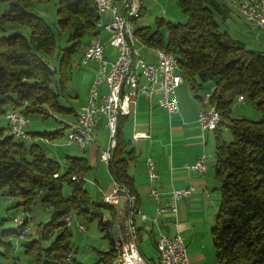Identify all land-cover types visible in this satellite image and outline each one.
<instances>
[{
	"label": "trees",
	"instance_id": "1",
	"mask_svg": "<svg viewBox=\"0 0 264 264\" xmlns=\"http://www.w3.org/2000/svg\"><path fill=\"white\" fill-rule=\"evenodd\" d=\"M45 1L0 0V115L7 111H19L27 119L33 114L76 115L69 106L66 82L74 53L80 51L84 37L97 30L94 0H56L54 32L35 11L36 4ZM178 5L186 20L165 23V39L158 31L146 28H135L134 32L148 46L178 57V73L196 95L205 85L214 87L210 102L220 116L214 130L219 202L211 228L216 262L264 264V53L245 48L241 39L219 30L220 23L236 11L229 0H178ZM56 34L63 35L68 47L61 49L64 52L57 55L58 67L54 68L46 56H52L57 46ZM238 96L262 109V118H232L231 109ZM198 97L200 100L201 95ZM123 118L118 119L116 144L107 167L137 205L133 180L126 170L132 156L125 151L121 137ZM69 126L41 136L62 137ZM225 129L232 134L228 142L221 136ZM64 159L62 171L60 163L40 144L16 138L0 128V191L17 199L23 212L38 209L48 217L34 224V235L26 232L22 236L27 237L23 243L27 264H81L72 231L65 225L67 215L77 216L83 224L97 222L108 246L92 264H111L116 255L112 234L127 215L126 202L119 208L118 200L114 204L91 200L84 184L71 180V175L85 176L88 172L86 158L67 155ZM102 218L106 219L105 226ZM9 220L1 219L0 225ZM22 220L0 231L1 256H11V239L20 236L30 218ZM142 230L135 227L138 240ZM8 264L18 263L12 258Z\"/></svg>",
	"mask_w": 264,
	"mask_h": 264
},
{
	"label": "crops",
	"instance_id": "2",
	"mask_svg": "<svg viewBox=\"0 0 264 264\" xmlns=\"http://www.w3.org/2000/svg\"><path fill=\"white\" fill-rule=\"evenodd\" d=\"M142 8L144 11L143 5ZM108 18L109 14L105 13L103 21ZM244 23L248 28L253 27L252 24L246 21ZM96 28L93 41L107 42L110 38L109 32ZM138 38L144 44V47L139 46L141 57L147 62L153 63L155 61V57L151 52L153 47L144 43L139 36ZM263 40L264 38L260 39L257 45L260 51L264 53V47L261 45ZM88 44L90 43H86V45L79 48L77 59L79 67L75 68L74 71L69 70L66 82L69 106L74 110V113L85 102L87 92L98 69V63L94 61L79 64L82 51ZM115 56L116 49L107 44L103 52L104 59L110 62L114 60ZM139 82L141 84L145 83L143 79H140ZM209 89L210 85H205L196 95L188 84L181 80L176 89L178 111L173 114H168L158 106V92L150 98L140 95L136 98L134 110L123 116L120 127L122 140L126 144H124L125 151L131 152L130 155L132 156L126 170L133 180V187L137 196L136 207L140 212L148 216L154 214L155 204L149 195L150 186L156 187L159 191L161 204L164 203L172 188L187 186L194 188L191 196L178 201L175 224L173 223L174 216L167 214L162 216L159 225L160 230L168 236H173L177 232L182 236L187 246L186 252L189 264L212 263L211 260L207 263L200 259H195L198 260L195 261L193 258L201 256V252L198 247L192 246V243H194L195 238H203L202 234L205 230L203 226H205V223L211 224L210 221L203 224V219L209 212L211 213L209 220L212 219L213 221L215 219L219 202L218 182L215 178V171H213V168L215 170V164L213 165V161H215V155L213 154L215 131L201 129L196 121L197 113L203 107L198 96ZM99 93H106V86L103 83L99 86ZM75 119L76 115L67 114L63 117L59 127L65 124L72 125ZM103 123L104 118L99 117L93 129L92 141L84 146L77 143L76 145H73V143L64 144L62 140L64 135L53 139L42 138L43 142L50 147L51 155L58 156L55 154L54 148L62 147L65 149L62 152L63 158L67 155L86 158L89 170L85 176L89 183L84 187L94 202H100L101 196L112 188V177L108 167L99 158L101 151L109 146L108 134ZM0 125L4 126L5 131L8 130L7 121L3 115H0ZM201 154L206 156L205 171L203 173L189 167ZM146 157H151L155 163L157 178L151 183L146 175ZM212 166L214 167L212 168ZM117 200L118 205L123 207L125 199L119 197ZM133 223L135 227H143L141 238L151 236V241L154 239L156 228L153 227L149 231L148 225L141 226L136 215L133 217Z\"/></svg>",
	"mask_w": 264,
	"mask_h": 264
},
{
	"label": "built area",
	"instance_id": "3",
	"mask_svg": "<svg viewBox=\"0 0 264 264\" xmlns=\"http://www.w3.org/2000/svg\"><path fill=\"white\" fill-rule=\"evenodd\" d=\"M144 0H94L98 20L96 27L109 32L110 38L107 42L96 40L88 44V50L84 51V58L80 63L86 64L89 61L98 63V69L88 90L85 102L76 111L75 122L69 126L65 138L66 143H77L84 146L93 139V129L97 124L99 117L104 118L103 126L108 132L109 146L100 153V160L108 166L111 159L114 139L116 137L118 119L121 116L130 114L134 110L136 98L140 95L150 98L158 92V106L163 108L168 114L178 111L176 100V89L179 86L178 76L175 74V66L179 63H173V53H157L151 49L155 57L153 63L147 62L140 55L139 47L135 45V39L129 35V31H123L121 28V17L131 11V3ZM235 5L243 6L248 9V18H254L256 25L264 26V9H262L261 0H233ZM105 13L109 18L103 21ZM137 20V19H136ZM135 27V23H131ZM109 44L116 49V56L113 61L108 62L103 57L105 46ZM140 79L144 80L141 84ZM106 86V93H99L101 84ZM214 92V87L201 95V99L210 100ZM243 101L242 96H238L236 102ZM11 118V135L25 141H35L37 138L28 133L25 125L28 119L19 111L5 112ZM211 112L198 114L196 121L201 129H208L211 121ZM205 158L201 154L195 162L190 165L191 169L199 173L205 171ZM146 175L148 181L154 182L157 178L155 163L151 157L145 159ZM71 180L75 183L84 184L88 181L86 176L71 175ZM194 188L192 186L172 188L164 203H160V193L156 187L150 186L149 195L153 199L155 207L154 214H146L136 210L134 197L128 194L124 185L116 182L112 178V188L109 192L101 196V201H108L114 204L119 197H123L126 202L127 215L121 221L120 226L112 234L114 249L116 255L111 264H151L142 254L139 246V240L135 234V225L133 217L136 215L141 226L144 224L151 228H156L154 236V247L157 252L155 264H189L186 252V245L182 236L177 232L173 236H168L159 228L162 216L170 214L174 216L173 223L176 222L178 201L191 196ZM122 213L121 209H117ZM105 218H102V225H106ZM13 223L19 225L23 222L18 216L12 218ZM65 225L72 228L73 225L84 231V225L75 215H67ZM29 229L26 225L20 236Z\"/></svg>",
	"mask_w": 264,
	"mask_h": 264
},
{
	"label": "rangeland",
	"instance_id": "4",
	"mask_svg": "<svg viewBox=\"0 0 264 264\" xmlns=\"http://www.w3.org/2000/svg\"><path fill=\"white\" fill-rule=\"evenodd\" d=\"M230 2L232 3V6L236 9V11L232 10L230 17L227 18L226 21H224L223 23H220L219 30L227 31L230 36L241 39L245 43V48L247 49L260 50L257 43L260 39L264 38V30L254 25L252 22L246 20L241 11L234 6L231 0ZM143 6V13L137 18V20L134 21L135 27L146 28L149 32L158 31V33L162 36L163 39H165L166 37L167 30L165 23L168 22L172 24H177L183 23L186 20V16L180 10L178 0H145ZM56 8V0H46L44 3H37L35 6L36 13L42 17L44 22L51 28L53 32V24L57 20ZM243 20L252 24L253 27L249 25V27L251 28H248ZM102 31L106 30L102 29ZM95 35L91 34L84 37L80 44V47L86 45V43H92L95 38ZM55 37L57 46L55 47L52 56L46 57L49 65L51 67L57 68L58 61L56 60V57L57 55H59V53L61 55L64 52V50L61 49L67 48L68 44L67 42L63 41V35L59 36L56 34ZM261 45L264 47V40ZM77 59L78 52L74 53L69 67L70 71H74L75 68L79 67L77 64ZM230 115L232 118H245L251 121H258L262 118L263 110L257 109L250 102L244 100L241 102L234 103ZM63 117L64 116L60 114L48 117L33 114L28 118L29 121L25 126L26 130L29 133H35V137L37 139L34 142L40 144L49 157L56 159L60 163L62 171L65 169V160L62 155V152L65 149H63L62 147H55L54 152L58 156H55L54 154L51 155L50 147H48L47 144L43 142L41 135H43L44 133H52L54 129L59 127L60 121H62ZM0 127L4 128V126L2 125H0ZM221 136L222 139L226 142L232 139V134L227 129L221 131ZM62 140L63 143L66 144L65 134ZM73 145H76V143H73ZM214 150L215 146L213 147V154ZM214 164L215 161H213V165ZM213 167L214 166H212V168ZM213 171H215L214 168ZM88 183V181H85L84 186H87ZM65 193H67V190L65 191ZM21 208L22 205H17V199L9 198L7 195H5L3 190L0 191V221L3 218H10L9 221L4 222L3 225H0V231L6 230L16 225L11 220L14 215L18 216L19 219H23L25 216L27 218H30V221L27 224L29 229L26 232H31L32 235H34V224L38 221H46L48 219V217H46L47 214L41 213V211H39L38 209H35L32 212H23ZM119 208L121 207L119 206ZM210 216L211 213L209 212L203 219V224L208 221L211 222V224L205 223V226H203V229H205L203 230L202 234L203 238H195L194 243H192V246L198 247L201 252V256H198V258L194 257L193 259H200L206 263L211 260V264H217L214 253V246L212 244L211 239V228L214 225L215 219L213 221L212 219L209 220ZM79 221L81 220L79 219ZM120 224L121 221L117 225L120 226ZM83 225L85 227V230L83 232L78 230L75 225L70 228L72 231L73 246L77 248V259L81 264H92L97 261V259L100 257L99 252L105 251L107 249L108 239L103 236V232L99 230L96 221H92L91 223L88 222ZM26 238L27 237L25 236L11 239V244L13 245V251L11 253V256L9 258H5L0 255V264H8L12 258H14L15 262H17L18 264H27V259L23 254V243L26 242ZM139 246L145 258L151 264H155L157 252L151 241V236L141 238L139 240Z\"/></svg>",
	"mask_w": 264,
	"mask_h": 264
},
{
	"label": "bare ground",
	"instance_id": "5",
	"mask_svg": "<svg viewBox=\"0 0 264 264\" xmlns=\"http://www.w3.org/2000/svg\"><path fill=\"white\" fill-rule=\"evenodd\" d=\"M231 1L233 2V0H231ZM261 2H262V9H264V0H261ZM142 5H143V1L132 2L131 3V11H129L128 14H123L121 17V28H122V30L123 31H129V35H131V37H133L135 39L136 47H139V46L144 47V44L138 39L137 35L134 32L135 28L131 27V23H134V21L140 16ZM234 6L237 7L241 11V13L243 14V16L245 17L246 20H248V21L252 22L254 25H256V22H254V18H248V9L247 8H243V6L235 5V4H234ZM256 26H258L264 30V26H259V25H256ZM151 49L156 50L157 53H164V51L162 49H159V48H151ZM87 50H88V45L85 46V48L83 49L81 58H84V51H87ZM173 63H179L178 57L175 55H173ZM175 74L178 76V84H180L182 78H181L180 74L178 73V65L175 66ZM200 101H201L203 107L199 110L198 114H206V113L211 112L212 119L209 122L208 130L213 131L216 128H218L217 126L219 125V122H220L219 113L216 110L215 106L213 104H211L210 100L200 99ZM3 116L5 117V119L7 121V127H10L11 118L6 113H4ZM8 130L11 133V128H8ZM103 202L110 204V202H108V201H103Z\"/></svg>",
	"mask_w": 264,
	"mask_h": 264
},
{
	"label": "water",
	"instance_id": "6",
	"mask_svg": "<svg viewBox=\"0 0 264 264\" xmlns=\"http://www.w3.org/2000/svg\"><path fill=\"white\" fill-rule=\"evenodd\" d=\"M115 144H116V137H115V139H114L113 148H114ZM137 209H138V207H136V210H135V212L137 211Z\"/></svg>",
	"mask_w": 264,
	"mask_h": 264
}]
</instances>
